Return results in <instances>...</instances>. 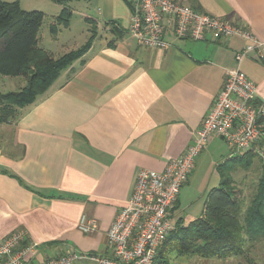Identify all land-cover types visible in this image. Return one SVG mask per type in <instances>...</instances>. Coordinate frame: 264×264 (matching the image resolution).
I'll return each instance as SVG.
<instances>
[{"label":"crops","instance_id":"crops-1","mask_svg":"<svg viewBox=\"0 0 264 264\" xmlns=\"http://www.w3.org/2000/svg\"><path fill=\"white\" fill-rule=\"evenodd\" d=\"M176 1L232 20L264 40V0ZM93 2L97 11L85 17L84 44L68 51L92 38L87 52L10 123H0V241L25 230L46 257L71 251L111 255L107 233L137 173L161 172L186 153L244 46L239 38L169 36L166 51L141 48L128 32L125 0ZM241 69L264 109V61L249 56ZM245 153L215 137L181 189L173 222L187 226L183 215L196 193L207 198L220 186L217 166ZM83 215L98 220L95 233L79 230ZM238 257L211 262L233 264Z\"/></svg>","mask_w":264,"mask_h":264},{"label":"built area","instance_id":"built-area-1","mask_svg":"<svg viewBox=\"0 0 264 264\" xmlns=\"http://www.w3.org/2000/svg\"><path fill=\"white\" fill-rule=\"evenodd\" d=\"M126 2L131 11L128 32L139 47L166 51L169 36L198 42L239 38L244 46L235 56L238 67L228 71L186 153L169 161L161 172L142 169L137 173L132 194L107 233L109 257L78 251L46 257L25 230H17L0 241V264H155L163 244L176 229L173 209L181 189L197 158L215 137L236 152L251 151L264 161V109L257 102L255 83L241 69V62L249 56L264 61V40L232 20L205 14L176 0ZM98 226L96 218L83 215L79 230L91 235Z\"/></svg>","mask_w":264,"mask_h":264},{"label":"trees","instance_id":"trees-1","mask_svg":"<svg viewBox=\"0 0 264 264\" xmlns=\"http://www.w3.org/2000/svg\"><path fill=\"white\" fill-rule=\"evenodd\" d=\"M51 1L63 7L60 16L50 26L52 33L56 34L58 25L68 27L72 11L65 0ZM44 16L38 11H23L19 2L0 1V76L26 80L22 89L3 96L4 102H11V108H0V123L13 119L18 109L31 105L45 94L62 71L82 58L90 48L92 38L85 47L59 58L42 48L39 33ZM255 158L259 157L249 151L217 166L221 184L208 193L203 215L187 226L176 223L175 231L163 244L155 264H158L166 245L174 246L173 250L184 255L228 259L244 255L247 241L254 243L264 239V177L246 210L243 193L233 179L238 170H248ZM247 262L258 264L249 259Z\"/></svg>","mask_w":264,"mask_h":264},{"label":"rangeland","instance_id":"rangeland-1","mask_svg":"<svg viewBox=\"0 0 264 264\" xmlns=\"http://www.w3.org/2000/svg\"><path fill=\"white\" fill-rule=\"evenodd\" d=\"M3 2H19L20 7L25 12L38 11L45 16L43 25L39 33V45L42 48L52 50L57 58L68 54L69 50H74L85 42L86 22L85 17H94L97 8L94 7V0H65L67 6L73 13L72 26L70 29L63 25L57 26V33L53 34L50 26L62 12V6L51 0H0ZM70 25V22H69ZM68 52V53H67ZM26 86V80L23 78H10L0 76V108L10 109V103L4 102V95L10 91H18ZM3 97V98H2ZM5 103V104H4ZM5 123H10V119ZM225 142V141H224ZM226 143V142H225ZM227 144V143H226ZM228 145V144H227ZM264 177V161L260 158L253 159V163L248 170H238L233 174V179L239 189L242 191L246 205L249 204L252 196L257 190L261 179ZM206 196L196 193L190 204L187 214L183 215L185 224L200 218L203 213ZM174 246H167L158 261V264H214L211 259H202L196 255H184L173 250ZM244 255L239 256L233 264H245L249 259L258 264H264V239L256 240L254 243L248 242L244 249ZM236 258H232L234 261ZM245 259V260H244ZM213 261H219L216 258ZM83 264H97L92 261H83ZM220 264H227L221 262ZM248 264V262L246 263Z\"/></svg>","mask_w":264,"mask_h":264}]
</instances>
